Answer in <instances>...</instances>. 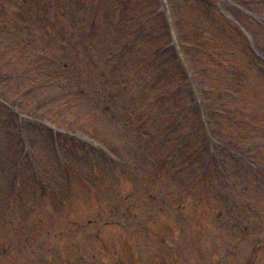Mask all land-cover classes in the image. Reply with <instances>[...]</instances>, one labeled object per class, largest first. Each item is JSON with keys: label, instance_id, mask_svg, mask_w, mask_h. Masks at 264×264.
Instances as JSON below:
<instances>
[{"label": "rangeland", "instance_id": "rangeland-1", "mask_svg": "<svg viewBox=\"0 0 264 264\" xmlns=\"http://www.w3.org/2000/svg\"><path fill=\"white\" fill-rule=\"evenodd\" d=\"M14 1L0 264H264V0Z\"/></svg>", "mask_w": 264, "mask_h": 264}]
</instances>
